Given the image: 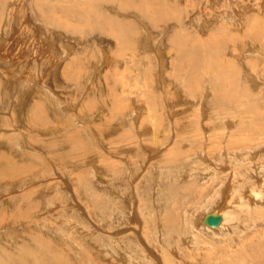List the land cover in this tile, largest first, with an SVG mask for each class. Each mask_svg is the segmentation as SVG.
I'll return each mask as SVG.
<instances>
[{"label":"rangeland","instance_id":"rangeland-1","mask_svg":"<svg viewBox=\"0 0 264 264\" xmlns=\"http://www.w3.org/2000/svg\"><path fill=\"white\" fill-rule=\"evenodd\" d=\"M263 146L264 0H0V264H264Z\"/></svg>","mask_w":264,"mask_h":264},{"label":"bare ground","instance_id":"bare-ground-1","mask_svg":"<svg viewBox=\"0 0 264 264\" xmlns=\"http://www.w3.org/2000/svg\"><path fill=\"white\" fill-rule=\"evenodd\" d=\"M253 27V26H252ZM250 30H251V28H250ZM254 31H255V29H253ZM256 32V31H255ZM261 32V31H260ZM241 33H242V30H241ZM262 33V32H261ZM242 35V34H241ZM243 36H245V35H243ZM262 39V38H261ZM240 43V42H239ZM242 43V42H241ZM243 45V44H242ZM256 49V48H255ZM254 51V50H253ZM256 51V50H255ZM158 54V57H159V80H160V83H161V74H160V68L162 69L163 68V66L165 65V60H163V57L160 55L159 56V53H157ZM254 63V62H253ZM213 64V63H212ZM203 65V64H202ZM59 66V65H58ZM207 66V65H206ZM205 66V67H206ZM210 66V65H209ZM208 66V67H209ZM217 67V66H216ZM55 68H57V67H55ZM196 68V67H195ZM235 69V68H234ZM55 70V69H54ZM207 70H210L209 68H207ZM217 71V70H216ZM220 75V74H219ZM222 76V75H221ZM60 79V78H59ZM220 79V78H219ZM122 80V79H121ZM162 81H164V80H162ZM218 81V80H217ZM166 82V81H165ZM121 84H123V81H122V83ZM222 84H225V82L224 83H222ZM233 84V83H232ZM161 85V84H160ZM164 86H165V84H164ZM218 86V85H217ZM233 86H235V85H233ZM123 91H124V88H123ZM123 91L121 92V93H123ZM235 96H237L236 94H235ZM225 98V97H224ZM203 103L201 104V106H200V109H201V111H203L204 109H203ZM117 106V105H116ZM93 107H94V105H93ZM114 108V107H113ZM139 110V108H136V109H134V111H133V113H132V116H131V119L133 120V121H135V123H137V122H139V124H138V126H139V128H140V131H141V135L140 136H142V139H143V137H145V135H147L148 133H150V135H151V138L153 139V140H157L158 138V136H157V130L155 129L157 126H155L154 128H153V126L155 125V124H152V125H150V126H147V124H148V122H150V120H153L152 118L150 119L149 117H147L146 118V120H145V118H141V119H139L140 118V112L138 111ZM117 112V111H116ZM115 112V113H116ZM142 112V111H141ZM204 112V111H203ZM114 113V112H113ZM118 113V112H117ZM203 114V113H202ZM204 118H205V120H206V113H204ZM201 116V115H200ZM151 117H152V115H151ZM201 118V117H200ZM139 120V121H138ZM208 120V119H207ZM156 125H158V124H156ZM196 125V124H195ZM200 126V125H199ZM215 126V125H214ZM186 130V129H185ZM189 131H191V130H189ZM188 131V132H189ZM183 132V131H182ZM185 132V131H184ZM192 133V132H191ZM185 134H186V132H185ZM185 134H183V133H181V132H177L176 133V142H177V144H180V145H185V144H187V143H185L184 142V140H183V138H184V135ZM232 134V133H231ZM170 135V134H169ZM211 135V134H210ZM188 136V135H187ZM169 137V136H168ZM141 139V138H140ZM213 139V138H212ZM216 139V138H215ZM144 140V139H143ZM147 140V139H146ZM175 140V139H174ZM210 140H211V138H210ZM213 141V140H212ZM215 141V140H214ZM155 142V141H154ZM153 142V143H154ZM157 142H158V140H157ZM242 142V141H241ZM159 143V142H158ZM210 143V142H209ZM240 143V142H239ZM211 144V143H210ZM213 144V143H212ZM211 144V145H212ZM236 144V143H235ZM156 145V144H155ZM153 146V144H152V146H148L146 143H144V144H142L141 146L143 147V149H144V151H147L148 153H150V155L151 154H156L158 151H157V147L156 146ZM210 145V146H211ZM214 145V144H213ZM213 145H212V147H213ZM187 146V145H186ZM189 146V145H188ZM149 148V149H148ZM263 148V153H264V146L262 147ZM257 148H255V150H256ZM209 150V149H208ZM258 150H261V149H258ZM211 151V150H210ZM212 151H214V150H212ZM250 151V150H249ZM179 152V151H178ZM177 152V153H178ZM204 152V151H203ZM203 152H201L200 151V153H203ZM206 152H208V151H206ZM226 152V150H221L220 151V156H225L224 155V153ZM198 153V152H197ZM205 153V152H204ZM203 153V154H204ZM258 153H260L259 151H257V152H252V155H250V154H247L246 153V151H241V152H235V155H234V158H237V162H239L238 163V165L240 164H243V165H245V167H243L244 168V170L245 171H243V173H244V175H245V180H247V179H253V177L251 176V178H250V175L251 174H249V172H250V165L251 166H253L254 165V167H255V164L253 163V165H252V162H253V159H254V156L256 157V155L258 154ZM228 154V153H227ZM175 155V154H174ZM178 156V155H177ZM204 156H206V157H204ZM202 155V157H204V158H207L208 157V164H209V166H207L208 167V170H207V172H209L208 173V175H207V177H211V178H213V177H216L217 175H218V169H216V167H218L215 163H213V162H211V161H209V158L211 157V155L209 154V152H208V155ZM230 156V155H229ZM201 157V158H202ZM225 157H227V155L225 156ZM197 158V157H196ZM195 158V159H196ZM198 158H200V154L198 155ZM200 158V159H201ZM215 158V157H214ZM6 159V158H5ZM199 159V160H200ZM262 159H263V161H261V163L259 164V168H261L260 169V176L261 177H258V180H257V182L259 183L258 185V187L256 188V189H251V191H250V193L249 194H251L252 195V197L256 200V199H258L262 194H263V189H264V158L262 157ZM4 160V159H3ZM204 160V159H203ZM212 160H213V158H212ZM228 161V160H227ZM231 161V160H230ZM197 162V161H196ZM201 162H202V160H201ZM233 162L235 163V160H233ZM198 163H200V162H198ZM218 163H220V162H218ZM4 164V163H3ZM201 164V163H200ZM199 164V165H200ZM247 164V165H246ZM257 164V165H258ZM203 165H201V167H202ZM232 166V165H231ZM238 166H235V168H233V166H232V168H231V171H232V174H231V177L233 176V178L234 179H239L240 180V178L242 177H240L239 178V174H238V171H241V169H243L242 167L241 168H237ZM230 168V167H229ZM258 168V167H257ZM256 168V169H257ZM221 169V168H220ZM240 169V170H239ZM8 170H10V169H7V166L5 167V169L3 170V171H0V175L1 176H5L6 177V175L7 174H10V173H12V169L10 170V171H8ZM257 172V173H258ZM242 173V172H241ZM242 173V174H243ZM6 174V175H5ZM263 175V176H262ZM0 176V177H1ZM210 178V179H211ZM243 179V178H242ZM245 180L243 181V182H245ZM241 181V180H240ZM247 181H249V180H247ZM210 183V182H209ZM223 183H228V182H223ZM238 183H240L239 181H238ZM233 184V183H232ZM244 185H246V184H244ZM230 187V186H229ZM227 189V188H226ZM246 194H248V193H246ZM225 196V195H224ZM241 196H242V194H241ZM231 197V196H230ZM233 197V196H232ZM246 198V197H245ZM234 199V198H233ZM238 199V198H237ZM235 200V199H234ZM248 200H249V198H248ZM243 201H246V200H244V198L243 197H241L240 198V202H241V206H247V207H249L250 206V204L249 203H247V204H244L243 203ZM251 201H253V200H251ZM248 202H250V200L248 201ZM232 204V203H231ZM218 213V212H217ZM222 213V212H221ZM219 214V213H218ZM221 217H222V221H221V223L219 224V226H217V227H212V226H208L207 224H204V218L205 217H202L203 219H202V221L200 220V225L198 226V231H200V230H202L203 232H206L207 233V235L208 236H215L214 238H216V235L218 236V233L219 232H221V231H223V229H224V226L226 225L225 224V222L227 221V215L226 214H219ZM227 223V222H226ZM231 224V223H230ZM195 229H197V228H195ZM202 231H200V232H202ZM193 239H194V237H193ZM124 248V247H123ZM128 255V254H127ZM255 255V254H254ZM132 257V256H131ZM130 257V258H131ZM133 258V257H132ZM155 259V258H154ZM257 259V258H256ZM133 260V259H132ZM134 261H135V259H134ZM130 262V261H129ZM37 263V262H36ZM41 262H39V264H40ZM191 264H193V263H191ZM195 264V263H194Z\"/></svg>","mask_w":264,"mask_h":264},{"label":"water","instance_id":"water-1","mask_svg":"<svg viewBox=\"0 0 264 264\" xmlns=\"http://www.w3.org/2000/svg\"><path fill=\"white\" fill-rule=\"evenodd\" d=\"M222 221V217L217 212L208 213L204 218V224L208 226L217 227Z\"/></svg>","mask_w":264,"mask_h":264}]
</instances>
